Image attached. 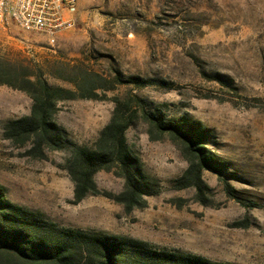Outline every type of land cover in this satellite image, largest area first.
I'll list each match as a JSON object with an SVG mask.
<instances>
[{
	"label": "rangeland",
	"instance_id": "rangeland-1",
	"mask_svg": "<svg viewBox=\"0 0 264 264\" xmlns=\"http://www.w3.org/2000/svg\"><path fill=\"white\" fill-rule=\"evenodd\" d=\"M76 18L55 46L15 28L0 30V60L39 67L52 85L74 89L55 76L84 71L141 80L143 87L116 85L106 98L64 102L55 119L69 138L92 147L111 120L112 99L133 92L167 104L168 115L210 129L209 147L228 172H204L211 190L209 204L202 205L194 189L176 188L188 168L181 152L169 140L151 141L138 122L128 130V142L161 182L160 192L128 214L105 196L120 193L124 181L101 171V194L76 204L67 151H46L41 159L30 154V145L4 137L9 121L31 114L32 100L0 85V187L6 198L61 227L131 237L215 262L264 264V0H80Z\"/></svg>",
	"mask_w": 264,
	"mask_h": 264
},
{
	"label": "trees",
	"instance_id": "trees-1",
	"mask_svg": "<svg viewBox=\"0 0 264 264\" xmlns=\"http://www.w3.org/2000/svg\"><path fill=\"white\" fill-rule=\"evenodd\" d=\"M55 77L71 82L74 89L50 84L39 67L28 69L0 60V85L24 92L32 100L31 114L9 121L4 137L17 146L30 145V154L41 159L46 151H67L65 170L74 184V203L101 194L96 182L101 171L112 172L124 181L120 193L105 196L128 214L146 208L147 198L160 192L161 182L146 171L142 158L128 142V130L141 122L147 126L151 141H171L187 161L188 168L175 181L176 188H192L197 202L209 204L211 189L204 172L211 170L220 176L228 172V165L209 147L213 137L210 129L189 117L168 115L164 109L167 104L155 105L132 92L112 99L115 108L111 120L94 145H79L55 119L64 102L106 98L105 93L116 85H143L140 79H123L119 73L114 78L93 71L72 78ZM226 189L231 195L229 184ZM0 264L233 263L156 248L131 237L61 227L40 212L12 203L0 187Z\"/></svg>",
	"mask_w": 264,
	"mask_h": 264
},
{
	"label": "built area",
	"instance_id": "built-area-1",
	"mask_svg": "<svg viewBox=\"0 0 264 264\" xmlns=\"http://www.w3.org/2000/svg\"><path fill=\"white\" fill-rule=\"evenodd\" d=\"M80 0H0V30L18 29L55 46L77 22Z\"/></svg>",
	"mask_w": 264,
	"mask_h": 264
}]
</instances>
